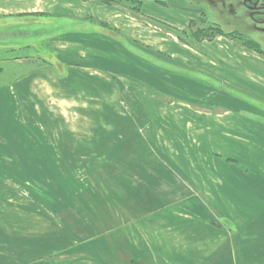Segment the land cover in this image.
Returning a JSON list of instances; mask_svg holds the SVG:
<instances>
[{"label":"rangeland","instance_id":"1","mask_svg":"<svg viewBox=\"0 0 264 264\" xmlns=\"http://www.w3.org/2000/svg\"><path fill=\"white\" fill-rule=\"evenodd\" d=\"M36 18L0 25V264H192L212 227L202 264H264V49L132 48L81 97Z\"/></svg>","mask_w":264,"mask_h":264},{"label":"crops","instance_id":"2","mask_svg":"<svg viewBox=\"0 0 264 264\" xmlns=\"http://www.w3.org/2000/svg\"><path fill=\"white\" fill-rule=\"evenodd\" d=\"M174 1L171 0L167 5L146 2L142 7V15H137L128 12L122 5L103 0H0V8L4 12H27L24 17L14 16L15 18L11 17V13L9 14L11 15L9 19L6 18L7 14L0 13V25L3 27H15L17 25V27H23L26 25L25 22L36 18L33 17L35 13H42L46 15V18L51 15L48 19H43V17L36 18V22L40 23L39 25L50 26L52 34L55 31L58 32L56 37L53 36L51 38V51L55 52L56 50L59 52L61 62L65 56L66 66L64 71L67 72L68 85L72 81L74 85L72 89L79 87L82 92L76 89L73 94L81 97L95 94L102 96L101 77L108 79L107 76H111L113 73H122L123 67L120 65L128 64V62L133 63L132 48H146V54H144L150 63H152L150 59H154L152 56H155L156 51L161 53L159 57L164 61L167 59L164 55L174 56L173 58L178 57L179 54L175 48H246L243 43L236 44L237 42H233V44L227 38H224L226 37L224 34L215 33L211 30L207 31V28H204L205 31L202 33L188 32L187 30L193 27L196 22H201L202 24L210 23L211 25L213 22L204 20V17L200 15V17L193 16L189 18V21L185 22L187 11L201 12L203 6L191 4L188 0ZM63 19L67 27L76 28L80 23H89L91 26L93 25V28L88 32L68 31L59 33L62 30L61 26L64 25L61 22ZM157 21L162 23L163 26ZM150 22H156L160 26H155ZM170 22L173 23L174 28L172 24H169ZM188 33L194 36L195 39L193 41L189 38ZM172 35L176 38H172ZM36 44L39 43L36 42ZM0 48L20 47L13 45L11 47L0 46ZM25 59L27 58L25 57ZM8 62L16 63L19 68L18 71L25 66V61L22 62L21 58L8 60ZM56 64L60 66L61 63L56 61ZM91 64L97 67L92 69ZM243 65L247 67L249 64L243 62ZM127 68L130 69V67ZM95 74H99V76L92 78L91 76ZM25 79L21 78L18 80L24 81ZM93 83H98L99 87L95 90L91 89V87L85 88V85L89 86V84ZM112 84L114 85L113 81ZM243 85L252 86L250 84ZM103 86L105 87V83ZM0 97V104L3 106V99L4 97L7 98L4 91L0 94ZM216 144H219L217 140ZM258 207H263V204H258ZM242 208L245 211L244 216L248 215L250 217L256 214L254 204H245ZM263 209L264 207L258 213H263ZM229 221L234 225V228H237L234 221ZM212 229L213 227L210 230L211 235H207L211 237L209 253L201 254L199 251L198 254L200 256L196 257L192 264H202L203 256L205 258L209 257L208 255L212 252L213 247L218 255L219 232L217 233ZM252 240L258 241L259 238H252ZM188 264H190V261Z\"/></svg>","mask_w":264,"mask_h":264},{"label":"flooded vegetation","instance_id":"3","mask_svg":"<svg viewBox=\"0 0 264 264\" xmlns=\"http://www.w3.org/2000/svg\"><path fill=\"white\" fill-rule=\"evenodd\" d=\"M122 5L128 12L142 15L146 2L167 5L171 0H103ZM191 4L203 6L199 13L204 20L212 21L202 24L196 22L195 30L188 32L202 33L207 31L222 33L233 42L244 43L246 48L264 49V0H188ZM194 24V25H195ZM210 26V28H208Z\"/></svg>","mask_w":264,"mask_h":264},{"label":"water","instance_id":"4","mask_svg":"<svg viewBox=\"0 0 264 264\" xmlns=\"http://www.w3.org/2000/svg\"><path fill=\"white\" fill-rule=\"evenodd\" d=\"M224 222L228 225V226H230V227H232L233 228V224L229 221V220H224Z\"/></svg>","mask_w":264,"mask_h":264}]
</instances>
